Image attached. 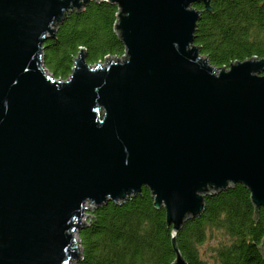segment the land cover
Listing matches in <instances>:
<instances>
[{
  "label": "water",
  "instance_id": "95a60500",
  "mask_svg": "<svg viewBox=\"0 0 264 264\" xmlns=\"http://www.w3.org/2000/svg\"><path fill=\"white\" fill-rule=\"evenodd\" d=\"M90 1L0 0V264H76L87 213L143 187L187 264L175 236L205 196L242 184L264 209V58L210 64L194 33L211 0H95L117 5L125 56L79 48L55 79L43 44Z\"/></svg>",
  "mask_w": 264,
  "mask_h": 264
},
{
  "label": "trees",
  "instance_id": "16d2710c",
  "mask_svg": "<svg viewBox=\"0 0 264 264\" xmlns=\"http://www.w3.org/2000/svg\"><path fill=\"white\" fill-rule=\"evenodd\" d=\"M196 24L194 44L210 64L228 67L264 58V0H211ZM203 10L202 3L194 5ZM118 7L90 1L71 12L54 38L44 42L43 64L56 79L68 78L73 60L84 48L94 64L120 56L124 46L114 30ZM204 210L183 223L175 244L187 264H264L257 251L264 236V209L257 210L242 184L204 197ZM92 221L78 231L81 257L76 264H172V227L164 208L157 209L147 188L121 204L97 207ZM264 252V247H263Z\"/></svg>",
  "mask_w": 264,
  "mask_h": 264
},
{
  "label": "built area",
  "instance_id": "2783aa9c",
  "mask_svg": "<svg viewBox=\"0 0 264 264\" xmlns=\"http://www.w3.org/2000/svg\"><path fill=\"white\" fill-rule=\"evenodd\" d=\"M124 56H125V52H123V54H121L120 56H105L103 58V60H99L98 62L94 63L93 65H95V64H102L103 65L105 63L106 58H119V59H122ZM90 207H93V206L90 204ZM87 214L89 215V217L92 216V214L90 212H88ZM88 220H90V218L89 219L86 218V217L84 218L85 222L88 221ZM77 240H78V244H79L78 236H77ZM79 246H80V244H79Z\"/></svg>",
  "mask_w": 264,
  "mask_h": 264
},
{
  "label": "rangeland",
  "instance_id": "374dc122",
  "mask_svg": "<svg viewBox=\"0 0 264 264\" xmlns=\"http://www.w3.org/2000/svg\"><path fill=\"white\" fill-rule=\"evenodd\" d=\"M47 70V69H46ZM47 73H49V71L47 70ZM61 80V79H60ZM89 221V220H88ZM88 221H86V222H88Z\"/></svg>",
  "mask_w": 264,
  "mask_h": 264
},
{
  "label": "bare ground",
  "instance_id": "6f19581e",
  "mask_svg": "<svg viewBox=\"0 0 264 264\" xmlns=\"http://www.w3.org/2000/svg\"><path fill=\"white\" fill-rule=\"evenodd\" d=\"M56 79V78H55ZM58 80H60V79H58Z\"/></svg>",
  "mask_w": 264,
  "mask_h": 264
}]
</instances>
